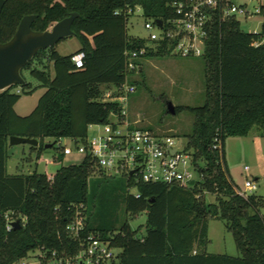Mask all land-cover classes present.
Listing matches in <instances>:
<instances>
[{"label": "trees", "instance_id": "obj_1", "mask_svg": "<svg viewBox=\"0 0 264 264\" xmlns=\"http://www.w3.org/2000/svg\"><path fill=\"white\" fill-rule=\"evenodd\" d=\"M172 1H5L0 42L14 35L25 15L35 14L32 29L44 31L77 12L72 30L80 41L76 51H84L85 57L83 66L76 68L71 60L74 52L39 50L35 56L45 54L41 67L32 65L34 56L22 68L29 69L38 84L26 82L0 91V264H14L39 248L73 253L77 246L66 225L76 210L85 216L84 234L99 233L121 248L119 264H264V197L238 194L225 159L228 136L247 135L254 126L264 133V44L254 46L261 34L243 31L237 18L221 20L218 11L208 25L201 56L205 101L196 107L175 106V113L186 109L194 114L186 148L204 174L199 184L180 187L114 177L87 155L54 173L7 171L10 136L38 139L39 145L31 148L39 157L47 138L54 142L51 147L60 138L84 141L90 124L104 123L112 112H119L117 101L103 100L102 87L123 84L132 72L125 51L146 44L144 38L128 34L127 8L139 5L145 17L165 19L174 16L168 6ZM172 45L162 41L149 47L143 58L169 55ZM39 87L45 91L31 112L16 113L14 105L22 93L32 94ZM215 137L221 150L213 148ZM54 160L60 161L61 154ZM202 192L214 194L215 200L206 202ZM119 204L127 214L146 212L143 235L127 221L116 227L114 211ZM7 211L25 218H19V228L6 230L3 213ZM210 217L225 221L237 256L206 251Z\"/></svg>", "mask_w": 264, "mask_h": 264}, {"label": "built area", "instance_id": "obj_2", "mask_svg": "<svg viewBox=\"0 0 264 264\" xmlns=\"http://www.w3.org/2000/svg\"><path fill=\"white\" fill-rule=\"evenodd\" d=\"M168 6L173 10L174 16L160 18L161 25H158L157 19L145 17L141 6L127 8L130 16L139 13L143 17V27L147 30V35L142 37L146 40L145 46L125 51L129 70L140 69L139 59L143 58L149 47L155 48L162 41L173 42L170 54L181 57L202 56L208 25L215 11L219 12L221 20L236 18L238 13L245 16L264 15L262 3L251 12L247 4L234 5L231 0H173ZM254 32L261 34V37L253 45L264 44V21L261 29ZM84 57V51L72 54L71 60L76 68L83 66ZM112 86L116 88V92L103 95V100L117 101L121 106L119 112H112L104 123L90 124L88 129L97 125L101 130L92 135L87 132L84 141L68 138L73 146L59 143L62 153L76 152L83 157L90 156L104 172L130 176L136 181L180 187L199 184L204 174L194 161L193 152L186 148L187 143L179 145L172 136L159 135L133 124L128 118L125 104L134 87L128 85L127 81ZM213 148L221 150L218 137L214 138ZM200 165H204L203 161ZM191 181L194 183L190 184ZM244 187V190L237 189V193L247 197L249 193L246 191L251 193L256 189V184L246 179ZM3 218L6 230L13 228V221L19 218L25 220L14 211L3 213ZM84 228L85 216L83 212L76 210L66 225L68 234L76 242L77 247L73 253L39 248L36 249V254L31 255L30 251L14 264H119L121 248L112 245L110 239L101 237L99 233L84 234Z\"/></svg>", "mask_w": 264, "mask_h": 264}, {"label": "rangeland", "instance_id": "obj_3", "mask_svg": "<svg viewBox=\"0 0 264 264\" xmlns=\"http://www.w3.org/2000/svg\"><path fill=\"white\" fill-rule=\"evenodd\" d=\"M234 5L247 4L248 9L254 12L255 6L264 0H231ZM237 20L243 31L254 32L262 27L264 15L251 14L245 16L236 14ZM143 17L135 13L128 20L127 31L130 36L144 37L147 30L143 27ZM80 41L76 35L68 36L59 40L54 49L61 55H68L79 49ZM42 60L45 61V54L42 51L34 57L32 65L41 67ZM141 68L132 70L127 75V83L134 87L126 98V110L129 120L140 127L151 130L159 135H169L175 138L179 145L187 143V135L192 130L194 114L186 109L177 113L168 110V103L174 106H200L205 101L204 62L202 57H181L175 54L151 56L140 58L138 61ZM26 82L35 86L38 80L31 76L30 70H22ZM103 95L113 93L116 88L112 85L103 86ZM44 88H37L32 94L22 93L16 105V111L20 114H28L35 107L39 96ZM116 92V91H115ZM101 130L100 126L94 125L88 129V134ZM46 142H52L47 138ZM73 146L68 138H60L53 147L44 148L38 157V151L31 148L27 143L10 145L8 149L7 171L8 173H31L39 172L54 173L60 166L78 164L83 156L76 152L64 154L60 145ZM61 154V160L54 158ZM225 159L228 175L235 187L244 190L246 179L256 184V189L249 194H256L264 197V133L254 126L247 135L228 136L225 140ZM96 174V173H95ZM112 176L120 177L121 174L113 173ZM124 177H126L124 175ZM131 193L135 187L129 188ZM202 198L206 202L215 200V195L202 192ZM117 218L116 227H120L127 221L133 228H140L138 235L144 234L146 212L142 211L132 215L125 212L123 204H119L114 211ZM208 242L206 251L209 253L228 254L237 256L239 254L234 236L226 228L225 221L219 218L208 219L207 230ZM37 250L30 252L31 255Z\"/></svg>", "mask_w": 264, "mask_h": 264}, {"label": "water", "instance_id": "obj_4", "mask_svg": "<svg viewBox=\"0 0 264 264\" xmlns=\"http://www.w3.org/2000/svg\"><path fill=\"white\" fill-rule=\"evenodd\" d=\"M6 0H0V13ZM78 16L77 12H71L68 16L54 23L49 29L38 31L31 25L36 18L35 14H28L21 18L14 35L6 42H0V91L13 85L26 83L21 74L22 68L29 63L39 50H54L55 44L62 38L74 36L72 23ZM161 25V20H156ZM168 110L175 113V106L168 103ZM27 143L37 147L39 141L36 138L10 136L9 145ZM54 143V142H53ZM51 142L45 144V148L51 147ZM194 182L191 181L190 184ZM14 229L20 227L19 220L12 222Z\"/></svg>", "mask_w": 264, "mask_h": 264}, {"label": "crops", "instance_id": "obj_5", "mask_svg": "<svg viewBox=\"0 0 264 264\" xmlns=\"http://www.w3.org/2000/svg\"><path fill=\"white\" fill-rule=\"evenodd\" d=\"M140 67H141V66H140ZM39 88H44V87H39ZM44 91H45V88H44ZM44 91H43V92H44ZM43 92H42V93H43ZM42 93H41V94H42ZM39 97H40V96H39ZM18 103H19V102L17 101L16 104L14 105V109H15V111H16V105H17ZM16 113H18V112L16 111ZM18 114H19V115H25V114H20V113H18ZM9 146H10V145H9ZM10 174H11V173H10Z\"/></svg>", "mask_w": 264, "mask_h": 264}]
</instances>
